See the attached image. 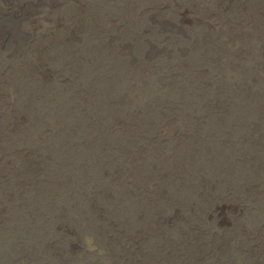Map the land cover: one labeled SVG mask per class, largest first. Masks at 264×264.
Segmentation results:
<instances>
[{
	"label": "rangeland",
	"instance_id": "obj_1",
	"mask_svg": "<svg viewBox=\"0 0 264 264\" xmlns=\"http://www.w3.org/2000/svg\"><path fill=\"white\" fill-rule=\"evenodd\" d=\"M0 264H264V0H0Z\"/></svg>",
	"mask_w": 264,
	"mask_h": 264
}]
</instances>
